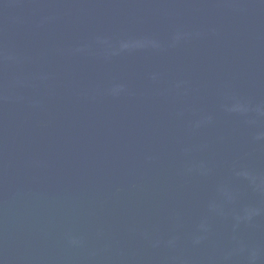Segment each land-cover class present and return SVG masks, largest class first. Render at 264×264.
<instances>
[{
	"label": "water",
	"instance_id": "1",
	"mask_svg": "<svg viewBox=\"0 0 264 264\" xmlns=\"http://www.w3.org/2000/svg\"><path fill=\"white\" fill-rule=\"evenodd\" d=\"M0 264H264V0H0Z\"/></svg>",
	"mask_w": 264,
	"mask_h": 264
}]
</instances>
